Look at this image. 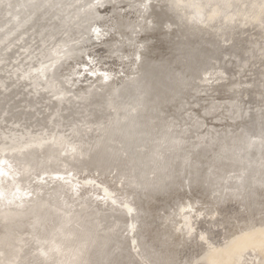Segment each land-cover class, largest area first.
Here are the masks:
<instances>
[{"label":"rangeland","instance_id":"374dc122","mask_svg":"<svg viewBox=\"0 0 264 264\" xmlns=\"http://www.w3.org/2000/svg\"><path fill=\"white\" fill-rule=\"evenodd\" d=\"M23 1L27 3L25 4ZM39 1L20 0L19 2L17 0H0V16L2 17H0V27H2L0 28V139L2 137L5 138L0 140V145L3 144V146H0V153L2 152L0 154V163H2V160L4 162L0 164V167L2 166L9 171H7L9 176L6 173L4 174L7 176L0 174V181L2 180L0 185L6 188L7 193L9 192V196L14 197L13 199L15 202H10L0 197V216L1 220H3V222L0 221V230L5 229L0 231V243L3 245L0 244V254L3 256L0 255V264H13L14 261V264H61V260H67L68 257L66 253L68 254L69 251H65V254L63 252L60 255H55L46 260L43 258L44 254L42 256V252L40 251H49L50 246L56 240L60 242L63 241V248H80L84 242L90 241L92 237H95V240L91 242V246L88 247L89 249L87 248V252L84 251L87 255H82L84 258L86 257L85 263L76 262L72 264H89L90 262V264H264V1L236 0V4V2L234 3L235 0H226V3L225 0H204L205 2H203V0H189L182 5L184 6L186 4L185 7L180 6L179 8H175V4H178L177 0H133V2L132 0H125L126 2L124 0H96V2H93L95 0ZM76 1L78 5L80 4L79 6ZM128 1L131 2V4H129ZM194 1L195 3L199 2L198 4L196 3L197 6ZM4 2L5 4H3ZM98 2H100V5H97ZM210 2L212 3L210 4ZM206 3L209 4L207 5ZM258 3H260V6ZM188 4L191 5L189 6ZM198 5L202 6L200 7ZM215 5L216 8L214 7ZM220 5L221 7H219ZM22 6L24 8H22ZM192 6L196 8L193 9ZM231 6H234L233 9L230 8ZM88 7L90 9H88ZM204 8L206 10H204ZM16 9L19 11L17 12ZM75 9L78 10V12ZM227 9L231 11L229 12ZM80 11H85L87 13L84 14V12L81 13ZM212 11H214L217 16L214 13L212 14ZM20 12L21 14H19ZM186 13L187 15H185ZM227 13L228 17H226ZM82 14L85 16L83 17ZM200 14L203 17H201ZM229 14L233 16L231 17ZM213 17L217 18L213 19ZM10 18L14 19L10 20ZM84 18L85 20H83ZM196 18H198V20ZM211 19H213L214 22H210ZM204 21L205 25H203ZM251 21L252 23H250ZM8 22L12 23L10 24ZM82 22L83 24H81ZM210 23L211 25H209ZM238 26H240V28ZM38 27H40V29ZM86 29L87 31L84 32ZM77 30L79 31L78 33ZM81 30H83V32H81ZM73 31H75V33ZM16 32L19 34H16ZM24 36H26V38ZM67 36L69 37L67 38ZM6 37L8 39H6ZM70 37L73 38L70 39ZM51 38L53 39L52 43H50ZM1 39H3L2 41L4 43ZM81 39L83 42L80 41ZM43 41L45 45L42 44ZM72 41L74 44L71 43ZM57 42L60 43V45ZM78 43L81 46H78ZM56 44H58L56 47L59 46V49L55 48ZM14 45L15 47H13ZM69 45H71L70 49H68ZM41 51H44V53ZM51 52L52 55H50ZM17 54H20L22 57ZM41 54L43 56H41ZM58 54H60V56ZM54 56H56V59ZM58 60L61 61H59V64ZM4 61L6 62L4 63ZM39 61L40 63H38ZM32 63L34 68L32 67ZM42 64L45 67H42ZM49 64L54 68H50V66H48ZM53 64L57 65L55 66ZM47 66L48 68H46ZM8 67L10 71H8ZM12 68L13 70H11ZM42 68L47 71V73L42 70ZM1 69H5L4 72ZM34 69L38 70L35 71ZM20 70L22 71L19 73ZM80 70L82 72H80ZM97 72L98 74H96ZM11 73H14V75ZM79 73L81 75L83 74L85 79L81 75L78 76ZM27 74H29V76ZM56 75L59 76L57 77ZM88 75L91 76V78ZM99 76H101L100 80ZM43 77L46 78H44L46 81ZM54 79H57V82ZM68 79H72L74 83L72 80ZM81 79H83V81ZM92 79H94L95 82ZM85 80H87L86 83H84ZM99 81L102 83V86ZM103 81H105V83ZM110 83L115 86H112ZM2 85L3 87L1 88ZM37 85H41L40 88H37ZM48 85L51 86L49 87ZM57 87L59 89H57ZM77 87L80 88L77 90ZM100 90L103 92L101 93ZM51 92L54 93L51 94ZM77 98H79L80 101ZM69 103H73V105H69ZM38 110H40V112ZM22 111L24 113H22ZM85 111L87 112L85 113ZM18 120L19 122L17 123ZM77 122L79 123L77 124ZM105 122H107V125ZM45 125L46 127H44ZM134 128H136V130ZM19 133L21 134L19 135ZM41 136L42 138L40 139ZM50 136L54 141H56V139L60 141L55 142L54 145V141ZM23 137L24 139H22ZM165 137H168L167 140ZM169 138L171 139L169 140ZM31 139H33V141ZM43 139L44 141H40ZM25 140L26 142H24ZM29 140L33 143L29 142ZM48 141L53 143L54 146L49 144ZM41 142L43 143V148L41 144L39 145ZM44 143H46V145ZM63 145L65 148L62 147ZM2 147L6 150H3ZM58 147L60 148L58 149ZM20 148L22 150L24 149V152H22ZM41 149L44 150L42 151ZM81 152H83V154ZM91 152L93 154H91ZM46 153L48 155H46ZM77 153L78 155L80 153V156H77ZM3 155H5L4 158ZM7 155L10 160L7 159ZM78 157H80L81 160ZM75 158L76 161L74 160ZM20 159H22V161ZM23 164H28L27 167L29 169H27L26 165L24 166L25 168L22 167ZM48 164H50V166ZM93 167L96 169L94 170ZM63 168L66 170L64 171ZM30 169L36 171L33 173ZM19 170L21 173L18 172ZM26 171L31 172L27 173ZM91 171H93V173ZM96 171L97 174L94 173ZM61 172L64 173L63 176ZM83 173L86 174L84 175ZM13 174H15V176ZM22 174L26 176V178ZM34 174L36 178L32 176ZM43 174L45 176L44 178L42 177ZM87 174L90 177H88ZM98 176L99 178L96 179ZM59 177L64 178H61L59 181ZM106 180L109 184L105 182ZM47 181L51 184V187ZM88 181L95 182L93 183L94 186L91 184L85 185ZM97 182H103L102 184L108 185L107 187L112 189L111 194L113 198L117 200L120 197V201L119 199L117 200L118 202L116 200L112 201L108 196H105L103 191L96 186ZM33 183H35L36 189H34ZM159 184L161 185L159 186ZM21 185L23 186L21 187ZM92 186L93 188H91ZM28 187H31L32 190ZM87 187L90 190H87ZM79 188H81L82 191H80ZM62 189L63 192H61ZM70 189H74V192ZM22 190L25 191L23 192ZM69 191L72 192L70 193ZM43 193L46 197L43 196ZM88 193L90 194L88 195ZM100 193L104 195L102 194V196ZM15 194H19L20 196H16ZM29 194L32 195V197ZM49 194L53 195L50 196ZM55 195H60L61 197ZM66 195L69 196L67 197ZM28 197L30 198L28 199ZM105 197H108L107 200ZM24 198L27 200H23ZM45 198L47 199L45 200ZM33 200L36 203H33ZM80 200L84 202L81 203ZM91 200L95 201L92 203ZM2 201L5 203H2ZM51 201L53 203H51ZM124 203H126V205L130 204L131 206L134 205L132 206V210L128 211ZM16 204L18 206H16ZM24 205L25 207H23ZM31 205L34 207H31ZM66 205H68V207H66ZM74 205L75 208H73ZM6 206H9V208ZM111 206L115 210L111 208ZM13 207L15 208L14 210ZM28 207L31 208V210ZM42 207H44L43 210ZM93 208L95 209L92 210ZM97 208H99V211ZM109 208H111L110 211L108 210ZM27 209L30 210V214ZM89 209L90 211H88ZM54 210H57L56 213H54ZM7 211L12 215V217H10L11 220L5 219L6 214H8ZM115 211H117V213ZM20 212L22 215L25 212L27 214L25 213L20 217ZM41 213L43 215L42 217L39 215ZM61 214H64V216ZM77 215L79 217H77ZM85 215H87V217ZM47 216L50 217L46 221L45 219L48 218ZM67 216L70 218V221L67 220ZM2 217H4V219ZM33 217L36 220L37 218L41 221L45 220V224H43V221L42 226L36 227L34 224L36 220ZM74 218L77 219L78 224H76V219L74 221ZM17 219L19 220L17 221ZM64 219H66L65 222ZM189 219H191V221L193 220L192 223L189 222ZM21 222L24 224L26 223L25 227ZM28 222L30 224H28ZM56 223H58L56 226L57 230L55 228ZM66 223H68V226L65 225ZM91 223H93L92 226ZM98 223H100V226ZM15 225L17 227H15ZM44 225L49 226V229L51 228L55 231L52 232L51 229L49 230L47 226L45 227ZM2 226L4 228H2ZM98 226L100 228H96ZM15 229H18L19 233H17ZM19 229H21V233ZM30 229L33 232H31ZM189 229H192L191 234H189ZM78 230L80 231L78 232ZM64 231H67V233ZM92 232L94 234H92ZM20 235H22V237ZM200 235H205L204 237L210 240V244L205 241L201 242L199 239ZM75 236L77 237L76 239ZM34 239H36V241ZM13 242L14 244H12ZM15 242L17 243L16 245ZM32 243L34 246H32ZM75 243H77V246ZM11 246L12 248H9ZM218 246L222 248L221 251L226 257H223L221 253H217L214 250V248ZM13 247L17 248L14 249ZM21 249H23V252H20ZM37 249L40 250L37 251ZM27 253L30 256H28ZM214 254L221 257L222 261L214 258ZM12 255L17 256V258L15 256L12 257ZM35 255H37V257ZM25 256L29 259L28 262ZM54 258L57 260H54ZM7 259L12 262L10 263ZM65 261L64 263L62 262V264H71V262L65 263Z\"/></svg>","mask_w":264,"mask_h":264},{"label":"bare ground","instance_id":"6f19581e","mask_svg":"<svg viewBox=\"0 0 264 264\" xmlns=\"http://www.w3.org/2000/svg\"><path fill=\"white\" fill-rule=\"evenodd\" d=\"M9 1H10V0H9ZM17 1L20 2V0H17ZM26 1H27V0H26ZM38 1H39V0H38ZM42 1H43V0H42ZM46 1H47V0H46ZM61 1H62V0H61ZM63 1H64V0H63ZM99 1H100V0H99ZM124 1H125V0H124ZM130 1H131V0H130ZM136 1H137V0H136ZM157 1H159V0H157ZM175 1H176V0H175ZM188 1H189V0H187V1H186V0H177V3H178V4H175V6H176L175 8H177V7L179 8L180 6H182L184 3L188 2ZM191 1H192V0H191ZM210 1H211V0H210ZM213 1H214V0H213ZM229 1H230V0H229ZM239 1H241V0H239ZM258 1H259V0H258ZM260 1H261V0H260ZM263 1H264V0H263ZM12 2H13V1H12ZM23 2H24V1H23ZM39 2H40V1H39ZM51 2H52V1H51ZM76 2H77V1H76ZM93 2H96V0L93 1ZM103 2H104V1H103ZM117 2H118V1H117ZM125 2H126V1H125ZM125 2H124V3H125ZM128 2H129V1H128ZM132 2H133V0H132ZM153 2H155V1H153ZM153 2H152V3H153ZM160 2H161V1H160ZM203 2H205V1L203 0ZM207 2H208V1H207ZM221 2H222V1H221ZM223 2H224V1H223ZM235 2H236V0L234 1V3H235ZM252 2H253V1H252ZM24 3H25V2H24ZM26 3H27V2H26ZM26 3H25V4H26ZM37 3H38V2H37ZM74 3H75V2H74ZM156 3H157V2H156ZM163 3H164V2H163ZM174 3H175V2H174ZM194 3H195V1H194ZM196 3L198 4L199 2H196ZM196 3H195V5H196ZM201 3H202V1H201ZM211 3H212V2H210V4H211ZM217 3H218V1H217ZM225 3H226V0H225ZM228 3H229V2H228ZM254 3H255V2H254ZM3 4H5V2H4ZM22 4H23V3H22ZM83 4H84V3H83ZM85 4H86V3H85ZM116 4H117V3H116ZM129 4H131V2H129ZM129 4H128V5H129ZM153 4H154V3H153ZM169 4H170V3H169ZM206 4L208 5L209 3H206ZM214 4H216V3H214ZM220 4H221V3H220ZM222 4H223V3H222ZM232 4H233V3H232ZM236 4H237V2H236ZM259 4H260V3H258V5H259ZM0 5H1V4H0ZM18 5H19V4H18ZM35 5H37V4H35ZM64 5H65V4H64ZM64 5H63V6H64ZM77 5H78V2H77ZM79 5H80V4H79ZM79 5H78V6H79ZM97 5H100V2H98ZM101 5H102V3H101ZM113 5H115V4H113ZM113 5H112V6H113ZM125 5H126V4H125ZM150 5H151V4H150ZM163 5H164V4H163ZM185 5H186V4H185ZM185 5L182 6V7H185ZM188 5H189V4H188ZM190 5H191V4H190ZM190 5H189V6H190ZM192 5H193V4H192ZM195 5H194V6H195ZM202 5H203V4H202ZM202 5H201V6H202ZM204 5H205V4H204ZM218 5H219V4H218ZM229 5H230V3H229ZM256 5H257V4H256ZM256 5H255V6H256ZM4 6H5V5H4ZM6 6H7V5H6ZM15 6H16V5H15ZM15 6H14V7H15ZM92 6H93V5H92ZM161 6H162V5H161ZM165 6H166V5H165ZM196 6H197V5H196ZM198 6H200V5H198ZM201 6H200V7H201ZM237 6H238V5H237ZM255 6H253V7H255ZM259 6H260V5H259ZM259 6H258V7H259ZM0 7H1V6H0ZM14 7H13V8H14ZM26 7H27V6H26ZM37 7H38V6H37ZM67 7H68V6H67ZM71 7H72V6H71ZM71 7H70V8H71ZM84 7H85V6H84ZM97 7H98V6H97ZM155 7H156V6H155ZM157 7H158V6H157ZM163 7H164V6H163ZM187 7H188V6H187ZM192 7H193V6H192ZM200 7H199V8H200ZM206 7H207V6H206ZM212 7H213V6H212ZM214 7L216 8V5H215ZM219 7H221V5H220ZM219 7H217V8H219ZM233 7H234V6H233ZM233 7L231 6L230 8L233 9ZM242 7H243V6H242ZM22 8H24V7L22 6ZM27 8H28V7H27ZM76 8H77V7H76ZM94 8H95V7H94ZM195 8H196V7H195ZM195 8L193 7V9H195ZM199 8H198V9H199ZM208 8H209V7H208ZM215 8H214V9H215ZM226 8H227V7H226ZM228 8H229V7H228ZM237 8H238V7H237ZM240 8H241V7H240ZM78 9H79V8H78ZM88 9H90V8L88 7ZM96 9H97V8H96ZM156 9H157V8H156ZM191 9H192V8H191ZM202 9H203V7H202ZM209 9H212V8H209ZM220 9H221V8H220ZM223 9H224V6H223ZM245 9H246V8H245ZM257 9H258V8H257ZM75 10H76V9H75ZM83 10H84V9H83ZM97 10H98V9H97ZM97 10H96V11H97ZM158 10H159V9H158ZM173 10H175V9H173ZM176 10H177V9H176ZM204 10H206V9L204 8ZM217 10H218V9H217ZM221 10H222V9H221ZM227 10L229 11V9H227ZM234 10H236V9H234ZM238 10H239V9H238ZM248 10H249V9H248ZM258 10H259V9H258ZM6 11H7V10H6ZM16 11H17V9H16ZM18 11H19V10H18ZM18 11H17V12H18ZM76 11L78 12V10H76ZM81 11H82V10H81ZM81 11H80V12H81ZM88 11H89V10H88ZM180 11H181V10H180ZM195 11H196V10H195ZM202 11H203V10H202ZM215 11H216V9H215ZM224 11H225V10H224ZM228 11H227V12H228ZM230 11H231V10H230ZM230 11H229V12H230ZM260 11H261V10H260ZM1 12H2V11H1ZM7 12H8V11H7ZM9 12H10V11H9ZM21 12H22V11H21ZM21 12H20L19 14H21ZM63 12H64V11H63ZM67 12H68V11H67ZM67 12H66V14H67ZM72 12H73V10H72ZM83 12H84V14L87 13V12H85V11H83ZM83 12H81V13H83ZM156 12H157V11H156ZM197 12H198V11H197ZM199 12H200V11H199ZM207 12H208V10H207ZM218 12H219V10H218ZM232 12H233V11H232ZM232 12H231V13H232ZM11 13H12V11H11ZM25 13H26V12H25ZM90 13H91V12H90ZM93 13H94V12H93ZM95 13H96V12H95ZM184 13H185V12H184ZM194 13H195V12H194ZM208 13L210 14V12H208ZM211 13H212V14H213V13L215 14L214 11H212ZM219 13H220V12H219ZM222 13H223V12H222ZM224 13H226V12H224ZM23 14H24V13H23ZM74 14H75V13H74ZM76 14H77V13H76ZM180 14H181V13H180ZM201 14H202V13H201ZM201 14H200V16L203 17ZM220 14H221V13H220ZM258 14H259V13H258ZM26 15H27V14H26ZM82 15H83V14H82ZM86 15H87V14H86ZM185 15H187V13H186ZM204 15H206V14H204ZM215 15H216V14H215ZM215 15H213V16H215ZM222 15H223V14H222ZM226 15H227L226 17H228V13H227ZM229 15H230V14H229ZM234 15H235V14H234ZM256 15H257V13H256ZM8 16H10V15H8ZM84 16H85V15H83V17H84ZM87 16H88V15H87ZM178 16H179V15H178ZM198 16H199V15H198ZM211 16H212V15H211ZM216 16H217V15H216ZM230 16H231V15H230ZM232 16H233V15H232ZM232 16H231V17H232ZM239 16H241V15H239ZM246 16H248V15H246ZM253 16H254V15H253ZM0 17H1V16H0ZM17 17H18V16H17ZM19 17H20V15H19ZM75 17H76V16H75ZM83 17H82V18H83ZM114 17H115V16H114ZM179 17H180V16H179ZM189 17H190V15H189ZM208 17H209V16H208ZM208 17H207V22H208ZM218 17H219V16H218ZM244 17H245V16H244ZM256 17H257V16H256ZM256 17H254V18H256ZM258 17H259V16H258ZM1 18H2V17H1ZM3 18H4V17H3ZM20 18H21V17H20ZM23 18H24V17H23ZM72 18H74V17H72ZM79 18H80V14H79ZM79 18H78V19H79ZM91 18H92V17H91ZM192 18H193V17H192ZM204 18H205V17H204ZM209 18H210V17H209ZM211 18H212V17H211ZM214 18H215V17H213V19H214ZM216 18H217V17H216ZM216 18H215V19H216ZM254 18H253V19H254ZM13 19H14V18H13ZM13 19L10 18V20H13ZM21 19H22V18H21ZM38 19H39V18H38ZM89 19H90V18H89ZM92 19H93V18H92ZM92 19H91V20H92ZM174 19H175V18H174ZM184 19H185V18H184ZM186 19H187V18H186ZM196 19L198 20V18H196ZM213 19H211L210 22H212ZM226 19H227V18H226ZM230 19H231V18H230ZM246 19H247V17H246ZM257 19H258V18H257ZM257 19H256V20H257ZM2 20H3V19H2ZM8 20H9V19H8ZM10 20H9V21H10ZM18 20H19V19H18ZM74 20H75V19H74ZM81 20H82V19H81ZM83 20H85V18H84ZM130 20H131V19H130ZM231 20H232V19H231ZM23 21H24V20H23ZM28 21H29V20H28ZM69 21H70V20H69ZM229 21H230V20H229ZM19 22H20V20H19ZM35 22H36V21H35ZM70 22H72V21H70ZM74 22H75V21H74ZM80 22H81V21H80ZM84 22H85V21H84ZM177 22H178V21H177ZM213 22H214V21H213ZM216 22H217V21H216ZM231 22H232V21H231ZM235 22H236V21H235ZM238 22H239V21H238ZM1 23H2V22H1ZM8 23H10V22H8ZM11 23H12V22H11ZM11 23H10V24H11ZM13 23H14V22H13ZM250 23H252V21H251ZM5 24H6V23H5ZM15 24H16V23H15ZM18 24H19V23H18ZM18 24H17V25H18ZM25 24H26V23H25ZM40 24H41V23H40ZM57 24H58V23H57ZM67 24H68V22H67ZM73 24H74V23H73ZM78 24H79V23H78ZM81 24H83V22H82ZM85 24H86V23H85ZM228 24H229V23H228ZM254 24H255V23H254ZM8 25H9V24H8ZM34 25H36V24H34ZM76 25H77V24H76ZM87 25H88V24H87ZM89 25H90V24H89ZM203 25H205V21H204V24H203ZM209 25H211V23H210ZM220 25H221V24H220ZM229 25H230V24H229ZM237 25H238V24H237ZM251 25H252V24H251ZM45 26H46V25H45ZM67 26H68V25H67ZM69 26H70V25H69ZM72 26H73V25H72ZM74 26H75V24H74ZM79 26H80V25H79ZM82 26H83V25H82ZM10 27H11V25H10ZM33 27H34V26H33ZM40 27H41V26H40ZM40 27H38V28L40 29ZM48 27H49V26H48ZM55 27H56V26H55ZM70 27H71V26H70ZM84 27H86V26H84ZM90 27H91V26H90ZM219 27H220V26H219ZM231 27H232V26H231ZM231 27H230V29H231ZM238 27L240 28V26H238ZM0 28H2V27H0ZM29 28H30V27H29ZM59 28H60V27H59ZM68 28H69V27H68ZM68 28H67V29H68ZM71 28H72V27H71ZM73 28H74V27H73ZM212 28H213V27H212ZM221 28H222V27H221ZM224 28H225V27H224ZM224 28H223V29H224ZM236 28H237V27H236ZM236 28H235V29H236ZM11 29H12V28H11ZM35 29H36V28H35ZM67 29H66V31H67ZM82 29H83V27H82ZM88 29H89V28H88ZM213 29H214V28H213ZM219 29H220V28H219ZM223 29H222V30H223ZM225 29H227V28H225ZM230 29H229V30H230ZM247 29H248V28H247ZM263 29H264V28H263ZM0 30H1V29H0ZM6 30H7V29H6ZM21 30H22V29H21ZM50 30H52V29H50ZM50 30H49V31H50ZM62 30H63V29H62ZM72 30H74V29H72ZM132 30H133V29H132ZM214 30H215V29H214ZM2 31H3V30H2ZM10 31H12V30H10ZM26 31H27V30H26ZM85 31H87V29L84 30V32H85ZM210 31H211V30H210ZM225 31H227V30H225ZM235 31H236V30H235ZM19 32H20V31H19ZM24 32H25V30H24ZM39 32H40V31H39ZM69 32H70V31H69ZM73 32L75 33V31H73ZM78 32H79V31L77 30V33H78ZM81 32H83V30H81ZM212 32H213V31H212ZM1 33H2V32H1ZM7 33H8V32H7ZM20 33H22V32H20ZM29 33H30V32H29ZM65 33H66V32H65ZM77 33H76V34H77ZM86 33H87V32H86ZM86 33H85V34H86ZM132 33H133V32H132ZM204 33H205V32H204ZM214 33H215V32H214ZM236 33H237V32H236ZM242 33H243V32H242ZM246 33H247V32H246ZM3 34H5V33H3ZM12 34H13V33H12ZM16 34H19V33L16 32ZM26 34H27V33H26ZM30 34H32V33H30ZM36 34H37V33H36ZM54 34H55V33H54ZM54 34H53V35H54ZM60 34H61V33H60ZM69 34H70V33H69ZM71 34H72V33H71ZM83 34H84V33H83ZM244 34H245V33H244ZM244 34H243V35H244ZM10 35H11V33H10ZM14 35H15V34H14ZM32 35H33V34H32ZM32 35H31V36H32ZM55 35H56V34H55ZM58 35H59V33H58ZM72 35H73V34H72ZM79 35H80V34H79ZM27 36H30V35H27ZM34 36H35V35H34ZM44 36H45V35H44ZM83 36H84V35H83ZM10 37H11V36H10ZM20 37H21V36H20ZM24 37L26 38V36H24ZM53 37H54V36H53ZM58 37H59V36H58ZM64 37H65V36H64ZM68 37H69V36H67V38H68ZM226 37H227V36H226ZM233 37H234V36H233ZM237 37H238V36H237ZM248 37H249V36H248ZM25 38H24V39H25ZM33 38H34V37H33ZM38 38H39V37H38ZM41 38H42V35H41ZM44 38H45V37H44ZM65 38H66V37H65ZM72 38H73V37H70V39H72ZM75 38H76V36H75ZM82 38H83V37H82ZM3 39H4V37H3ZM3 39H1V41H2ZM6 39H8V38L6 37ZM14 39H15V38H14ZM19 39H20V38H19ZM29 39H32V38H29ZM45 39H46V38H45ZM83 39H84V38H83ZM4 40H5V39H4ZM9 40H10V39H9ZM27 40H28V39H27ZM39 40H40V38H39ZM56 40H57V39H56ZM56 40H55V41H56ZM59 40H60V39H59ZM62 40H63V39H62ZM76 40H77V39H76ZM84 40H85V39H84ZM6 41H7V40H6ZM22 41H23V40H22ZM30 41H31V40H30ZM46 41H47V40H46ZM63 41H64V40H63ZM66 41H67V39H66ZM69 41H70V40H69ZM77 41H78V40H77ZM77 41H76V42H77ZM80 41H82V39H81ZM121 41H122V40H121ZM2 42H3V41H2ZM33 42H35V41H33ZM49 42H50V41H49ZM52 42H53V39L51 38V42H50V43H52ZM78 42H79V41H78ZM82 42H83V41H82ZM3 43H4V42H3ZM5 43H6V42H5ZM19 43H20V42H19ZM23 43H24V42H23ZM30 43H32V42H30ZM40 43H41V42H40ZM50 43H49V44H50ZM57 43H58V42H57ZM71 43L74 44L73 41H72ZM17 44H18V42H17ZM37 44H38V43H37ZM42 44L45 45V44H44V41H43ZM58 44L60 45V43H58ZM58 44L55 45V48H56V49L59 47V46L56 47ZM63 44H64V42H63ZM63 44H62V45H63ZM82 44H83V43H82ZM24 45H25V44H24ZM24 45H23V46H24ZM33 45H34V44H33ZM46 45H47V43H46ZM50 45H51V44H50ZM67 45H68V44H67ZM79 45H80V44L78 43V46H79ZM17 46H18V45H17ZM35 46H36V45H35ZM47 46H48V45H47ZM70 46H71V45H69V48H68V49H70ZM76 46H77V45H76ZM80 46H81V45H80ZM3 47H4V46H3ZM10 47H11V46H10ZM13 47H15V45H14ZM24 47H25V46H24ZM37 47H38V46H37ZM43 47H44V46H43ZM48 47H49V46H48ZM51 47H52V45H51ZM62 47H63V46H62ZM62 47H61V48H62ZM0 48H1V47H0ZM17 48H18V47H17ZM26 48H27V47H26ZM30 48H31V47H30ZM30 48H29V49H30ZM34 48H35V47H34ZM45 48H46V47H45ZM49 48H50V47H49ZM63 48H64V47H63ZM73 48H74V47H73ZM79 48H80V47H79ZM21 49H22V47H21ZM40 49H41V47H40ZM51 49H52V48H51ZM58 49H59V48H58ZM4 50H5V49H4ZM7 50H8V49H7ZM9 50H10V49H9ZM9 50H8V51H9ZM10 51H11V50H10ZM20 51H22V50H20ZM24 51H26V50H24ZM30 51H31V50H30ZM64 51H65V50H64ZM68 51H70V50H68ZM1 52H2V51H1ZM6 52H7V51H6ZM17 52H18V50H17ZM41 52H42V51H41ZM46 52H47V50H46ZM48 52H49V51H48ZM57 52H58V51H57ZM57 52H56V53H57ZM71 52H72V51H71ZM2 53H3V52H2ZM8 53H9V52H8ZM10 53H11V52H10ZM15 53H16V52H15ZM30 53H31V52H30ZM35 53H36V52H35ZM42 53H44V51H43ZM49 53H50V52H49ZM60 53H61V52H60ZM63 53H64V52H63ZM68 53H69V52H68ZM5 54H6V53H5ZM24 54H25V52H24ZM27 54H29V53H27ZM47 54H48V53H47ZM53 54H55V53H53ZM3 55H4V54H3ZM17 55H20V54H17ZM21 55H22V52H21ZM21 55H20V56H21ZM29 55H30V54H29ZM50 55H52V52H51ZM58 55L60 56V54H58ZM4 56H5V55H4ZM27 56H28V55H27ZM41 56H43V55L41 54ZM8 57H9V56H8ZM12 57H13V56H12ZM21 57H22V56H21ZM30 57H31V56H30ZM30 57H29V58H30ZM33 57H35V56H33ZM37 57H39V56H37ZM48 57H49V55H48ZM50 57H52V56H50ZM55 57H56V56H54V58H55ZM64 57H65V56H64ZM64 57H62V58H64ZM66 57H67V56H66ZM68 57H69V56H68ZM17 58H18V57H17ZM23 58H24V56H23ZM42 58H43V57H42ZM59 58H60V57H59ZM77 58H78V56H77ZM18 59H20V58H18ZM18 59H17V61H18ZM21 59H22V58H21ZM37 59H38V58H37ZM55 59H56V58H55ZM65 59H66V58H65ZM68 59H69V58H68ZM70 59H71V58H70ZM13 60H14V58H13ZM61 60H62V59H61ZM74 60H76V59H74ZM15 61H16V60H15ZM29 61H30V60H29ZM40 61H41V60H40ZM40 61H39L38 63H40ZM44 61H45V60H44ZM46 61H47V59H46ZM56 61H57V60H56ZM59 61H60V60H58V64H59ZM62 61H64V60H62ZM1 62H2V60H1ZM5 62H6V61H4V63H5ZM18 62H19V61H18ZM18 62H17V63H18ZM27 62H28V60H27ZM33 62H34V59H33ZM50 62H51V61H50ZM54 62H55V61H54ZM60 62H61V61H60ZM73 62H74V61H73ZM87 62H88V61H87ZM12 63H13V62H12ZM65 63H66V62H65ZM74 63H76V62H74ZM74 63H73V64H74ZM0 64H1V63H0ZM7 64H8V63H7ZM18 64H19V63H18ZM20 64H21V63H20ZM66 64H67V63H66ZM69 64H70V63H69ZM26 65H27V64H26ZM38 65H40V64H38ZM46 65H47V64H46ZM50 65H51V64H49L48 66H50ZM53 65H55V64H53ZM56 65H57V64H56ZM56 65H55V66H56ZM63 65H65V64H63ZM71 65H72V64H71ZM0 66H1V65H0ZM6 66H7V65H6ZM6 66H5V67H6ZM16 66H17V65H16ZM18 66H19V65H18ZM27 66H28V65H27ZM27 66H25V67H27ZM48 66H47L46 68H48ZM59 66H60V65H59ZM67 66H68V65H67ZM67 66H66V67H67ZM74 66H75V65H74ZM11 67H12V66H11ZM21 67H23V66H21ZM32 67H33V63H32ZM42 67H45V66H43V64H42ZM61 67H62V66H61ZM61 67H60V68H61ZM64 67H65V66H64ZM84 67H85V66H84ZM125 67H127V66H125ZM33 68H34V67H33ZM50 68H52V67L50 66ZM53 68H54V67H53ZM53 68H52V69H53ZM70 68H71V67H70ZM131 68H132V66H131ZM25 69H26V68H25ZM30 69H31V68H30ZM56 69H57V68H56ZM64 69H65V68H64ZM100 69H101V68H100ZM1 70H3V69H1ZM4 70H5V69H4ZM4 70H3V72H4ZM11 70H13V68H12ZM14 70H15V69H14ZM31 70H32V69H31ZM34 70L36 71V70H38V69H34ZM39 70H40V69H39ZM42 70H44V69L42 68ZM58 70H59V69H58ZM62 70H63V69H62ZM90 70H91V69H90ZM8 71H10V70H9V67H8ZM21 71H22V70H20L19 73H20ZM26 71H27V70H26ZM28 71H29V70H28ZM44 71H45V70H44ZM50 71H53V70H50ZM63 71H64V70H63ZM98 71H99V70H98ZM102 71H103V70H102ZM16 72H17V70H16ZM23 72H24V71H23ZM37 72H40V71H37ZM37 72H36V73H37ZM41 72H42V71H41ZM45 72L47 73V71H45ZM80 72H82V71L80 70ZM85 72H86V71H85ZM24 73H25V72H24ZM56 73H57V72H56ZM58 73H59V72H58ZM61 73H62V72H61ZM90 73H91V72H90ZM5 74H6V73H5ZM7 74H8V73H7ZM11 74H12V73H11ZM11 74H9V75H11ZM29 74H31V73H29ZM29 74H27V75L29 76ZM77 74H78V73H77ZM77 74H76V75H77ZM84 74H86V73H84ZM96 74H98V72H97ZM101 74H102V73H101ZM2 75H3V74H2ZM12 75H14V73H13ZM22 75H23V74H22ZM36 75H37V74H36ZM43 75H44V72H43ZM46 75H47V74H46ZM49 75H50V74H49ZM80 75H81V74L79 73L78 76H80ZM99 75H100V74H99ZM110 75H111V74H110ZM205 75H206V74H205ZM15 76H16V75H15ZM32 76H33V74H32ZM51 76H52V75H51ZM53 76H54V75H53ZM56 76H57V75H56ZM58 76H59V75H58ZM58 76H57V77H58ZM60 76H62V75H60ZM81 76L83 77V74H82ZM88 76H89V75H88ZM107 76H108V75H107ZM206 76H207V75H206ZM7 77H8V76H7ZM9 77H10V76H9ZM13 77H14V76H13ZM16 77H17V76H16ZM25 77H26V76H25ZM30 77H31V75H30ZM37 77H38V76H37ZM82 77H81V78H82ZM89 77L91 78V76H89ZM89 77H88V78H89ZM93 77H94V76H93ZM97 77H98V76H97ZM100 77H101V76H99V80H100ZM109 77H110V76H109ZM109 77H108V78H109ZM112 77H113V76H112ZM211 77H212V76H211ZM20 78H21V77H20ZM23 78H24V76H23ZM38 78H39V77H38ZM38 78H37V79H38ZM44 78H45V77H43V79H44ZM54 78H55V77H54ZM59 78H60V77H59ZM78 78H79V77H78ZM83 78H84V77H83ZM105 78H106V77H105ZM105 78H104V79H105ZM110 78H111V77H110ZM8 79H9V78H8ZM16 79H17V78H16ZM29 79H30V78H29ZM37 79H36V80H37ZM41 79H42V78H41ZM45 79H46V78H45ZM45 79H44V80H45ZM48 79H50V78H48ZM51 79H52V78H51ZM75 79H76V77H75ZM75 79H74V80H75ZM84 79H85V78H84ZM102 79H103V77H102ZM111 79H112V78H111ZM207 79H208V77H207ZM209 79H210V78H209ZM20 80L22 81V78H21ZM23 80H24V79H23ZM31 80H32V79H31ZM34 80H35V79H34ZM44 80H43V81H44ZM54 80H55V79H54ZM56 80H57V79H56ZM56 80H55V81H56ZM58 80H59V79H58ZM68 80H72V79H68ZM76 80H77V79H76ZM81 80L83 81V79H81ZM87 80H88V79H87ZM87 80H85L84 83H86ZM90 80H91V79H90ZM92 80L94 81V79H92ZM96 80H97V79H96ZM105 80H106V79H105ZM121 80H122V79H121ZM8 81H9V80H8ZM16 81H17V80H16ZM29 81H30V80H29ZM29 81H28V82H29ZM39 81H40V80H39ZM45 81H46V80H45ZM48 81H49V80H48ZM79 81H80V80H79ZM88 81H89V80H88ZM93 81H92V82H93ZM113 81H114V80H113ZM115 81H116V80H115ZM202 81H204V80H202ZM9 82H10V81H9ZM50 82H51V81H50ZM56 82H57V81H56ZM61 82H62V81H61ZM63 82H64V81H63ZM72 82H73V80H72ZM75 82H76V81H75ZM80 82H81V81H80ZM94 82H95V81H94ZM94 82H93V83H94ZM96 82H97V81H96ZM99 82H100V81H99ZM103 82L105 83V81H103ZM109 82H110V81H109ZM216 82H217V81H216ZM11 83H12V82H11ZM46 83H47V82H46ZM58 83H59V82H58ZM73 83H74V82H73ZM76 83H77V82H76ZM93 83H92V84H93ZM112 83H113V82H112ZM117 83H118V82H117ZM32 84H33V83H32ZM34 84H35V83H34ZM71 84H72V83H71ZM92 84H91V85H92ZM101 84H102V83L100 82V85H101ZM106 84H107V83H106ZM110 84H111V83H110ZM110 84H109V85H110ZM113 84H114V83H113ZM118 84H119V83H118ZM13 85H14V84H13ZM19 85H20V84H19ZM28 85H29V83H28ZM30 85H31V84H30ZM41 85H42V84H41ZM41 85H40V86H41ZM45 85H46V84H45ZM51 85H52V84H51ZM51 85H48V86L50 87ZM60 85H61V83H60ZM64 85H65V84H64ZM74 85H76V84H74ZM78 85H79V83H78ZM97 85H98V84H97ZM111 85H112V84H111ZM21 86H22V85H21ZM32 86H33V85H32ZM37 86H38V85H37ZM40 86H38L37 88H40ZM46 86H47V85H46ZM57 86H58V85H57ZM68 86H69V85H68ZM94 86H95V85H94ZM101 86H102V85H101ZM112 86H115V85H112ZM2 87H3V85L1 86V88H2ZM27 87H28V86H27ZM30 87H31V86H30ZM30 87H29V88H30ZM72 87H73V86H72ZM75 87H76V86H75ZM80 87H81V85H80ZM80 87H79V88H80ZM82 87H83V86H82ZM88 87H89V86H88ZM97 87H98V86H97ZM103 87H105V86H103ZM107 87H108V86H107ZM8 88H9V87H8ZM19 88H20V87H19ZM34 88H35V87H34ZM63 88H64V87H63ZM68 88H70V87H68ZM79 88L77 87L76 89L78 90ZM93 88H94V87H93ZM101 88H102V87H101ZM112 88H114V87H112ZM45 89H46V88H45ZM57 89H59V88L57 87ZM60 89H62V88H60ZM64 89H65V88H64ZM64 89H63V91H64ZM85 89H86V88H85ZM89 89H90V88H89ZM98 89H99V87H98ZM104 89H105V88H104ZM122 89H123V88H122ZM21 90H22V89H21ZM23 90H24V89H23ZM42 90H43V88H42ZM46 90H47V89H46ZM49 90H50V89H49ZM49 90H48V91H49ZM70 90H71V89H70ZM73 90H74V89H73ZM87 90H88V88H87ZM111 90H112V89H111ZM128 90H129V89H128ZM26 91H27V89H26ZM43 91H44V90H43ZM48 91H47V92H48ZM55 91H56V90H55ZM71 91H72V90H71ZM79 91H80V90H79ZM79 91H76V92H79ZM84 91H85V90H84ZM104 91H105V90H104ZM119 91H120V90H119ZM129 91H130V90H129ZM34 92H35V91H34ZM41 92H42V91H41ZM57 92H58V91H57ZM57 92H56V93H57ZM61 92H62V91H61ZM66 92H67V90H66ZM74 92H75V91H74ZM100 92H101V90H100ZM102 92H103V91H102ZM102 92H101V93H102ZM52 93H54V92H51V94H52ZM58 93H59V92H58ZM71 93H73V92H71ZM87 93H88V92H87ZM94 93H95V92H94ZM109 93H110V92H109ZM26 94H27V93H26ZM51 94H50V95H51ZM75 94H76V93H75ZM80 94H81V93H80ZM104 94H105V93H104ZM22 95H23V94H22ZM31 95H32V94H31ZM62 95H63V94H62ZM77 95H78V93H77ZM87 95H88V94H87ZM90 95H91V94H90ZM96 95H97V94H96ZM150 95H151V93H150ZM166 95H167V94H166ZM7 96H8V95H7ZM17 96H18V95H17ZM66 96H67V95H66ZM68 96H69V95H68ZM99 96H100V95H99ZM109 96H110V95H109ZM146 96H147V95H146ZM146 96H145V97H146ZM21 97H22V96H21ZM33 97H34V96H33ZM57 97H58V95H57ZM73 97H74V96H73ZM82 97H83V96H82ZM86 97H87V96H86ZM89 97H90V96H89ZM113 97H115V96H113ZM54 98H55V97H54ZM66 98H67V97H66ZM74 98H75V97H74ZM80 98H81V97H80ZM11 99H12V98H11ZM43 99H44V98H43ZM46 99H47V98H46ZM61 99H62V98H61ZM61 99H60V100H61ZM77 99H79V98H77ZM84 99H85V97H84ZM84 99H83V100H84ZM113 99H114V98H113ZM25 100H27V99H25ZM60 100H59V101H60ZM65 100H66V99H65ZM67 100H69V99H67ZM87 100H88V98H87ZM23 101H24V100H23ZM27 101H28V100H27ZM27 101H26V102H27ZM79 101H80V99H79ZM90 101H91V100H90ZM142 101H143V100H142ZM149 101H150V100H149ZM173 101H174V100H173ZM28 102H29V101H28ZM31 102H32V101H31ZM44 102H45V101H44ZM46 102H47V101H46ZM57 102H58V101H57ZM73 102H74V101H73ZM85 102H86V101H85ZM97 102H98V101H97ZM51 103H52V101H51ZM67 103H68V102H67ZM104 103H105V102H104ZM108 103H109V102H108ZM121 103H122V102H121ZM70 104L73 105V103H69V105H70ZM78 104H79V102H78ZM91 104H92V103H91ZM144 104H145V103H144ZM72 105H71V106H72ZM106 105H108V104H106ZM45 106H46V105H45ZM54 106H55V105H54ZM62 106H63V105H62ZM83 106H84V105H83ZM97 106H98V104H97ZM108 106H109V105H108ZM18 107H19V106H18ZM59 107H60V106H59ZM115 107H116V106H115ZM141 107H142V106H141ZM144 107H145V106H144ZM42 108H43V106H42ZM77 108H78V107H77ZM104 108H105V107H104ZM104 108H103V109H104ZM149 108H150V107H149ZM155 108H156V107H155ZM155 108H154V109H155ZM22 109H23V108H22ZM57 109H58V108H57ZM64 109H65V108H64ZM141 109H142V108H141ZM152 109H153V108H152ZM33 110H34V109H33ZM43 110H44V109H43ZM87 110H88V109H87ZM95 110H96V109H95ZM104 110H105V109H104ZM117 110H118V109H117ZM149 110H150V109H149ZM11 111H12V110H11ZM13 111H14V110H13ZM25 111H26V110H25ZM28 111H29V110H28ZM38 111L40 112V110H38ZM46 111H47V110H46ZM81 111H82V110H81ZM110 111H111V110H110ZM55 112H56V111H55ZM86 112H87V111H85V113H86ZM118 112H119V111H118ZM8 113H9V111H8ZM22 113H24V112L22 111ZM41 113H42V111H41ZM46 113H47V112H46ZM88 113H90V112H88ZM109 113H110V112H109ZM121 114H122V113H121ZM140 114H141V113H140ZM18 115H19V114H18ZM63 115H65V114H63ZM117 115H118V114H117ZM131 115H132V114H131ZM12 116H13V113H12ZM70 116H71V115H70ZM124 116H125V115H124ZM54 117H55V116H54ZM113 117H114V116H113ZM126 117H127V116H126ZM139 117H140V116H139ZM1 118H2V117H1ZM14 118H15V117H14ZM41 118H42V117H41ZM73 118H74V117H73ZM101 118H102V117H101ZM118 118H119V117H118ZM123 118H124V117H123ZM7 119H8V118H7ZM25 119H26V118H25ZM29 119H30V118H29ZM37 119H38V118H37ZM47 119H48V117H47ZM63 119H64V118H63ZM126 119H127V118H126ZM130 119H132V118H130ZM139 119H140V118H139ZM40 120H41V119H40ZM43 120H44V119H43ZM89 120H90V119H89ZM106 120H107V119H106ZM128 120H129V119H128ZM136 120H138V119H136ZM136 120H135V121H136ZM140 120H141V119H140ZM7 121H8V120H7ZM29 121H30V120H29ZM48 121H49V120H48ZM51 121H52V120H51ZM78 121H79V120H78ZM120 121H121V120H120ZM130 121H131V120H130ZM138 121H139V120H138ZM138 121H137V122H138ZM10 122H11V121H10ZM18 122H19V120L17 121V123H18ZM64 122H65V120H64ZM101 122H103V121H101ZM121 122H122V121H121ZM125 122H126V121H125ZM8 123H9V122H8ZM41 123H42V122H41ZM78 123H79V122H77V124H78ZM83 123H84V122H83ZM85 123H86V122H85ZM0 124H1V123H0ZM100 124H102V123H100ZM105 124L107 125V122H105ZM131 124H132V123H131ZM6 125H7V124H6ZM32 125H33V124H32ZM87 125H88V124H87ZM109 125H110V124H109ZM164 125H165V124H164ZM36 126H37V125H36ZM36 126H35V127H36ZM60 126H61V125H60ZM77 126H78V125H77ZM91 126H92V125H91ZM117 126H118V125H117ZM131 126H132V125H131ZM44 127H46V125H45ZM69 127H70V126H69ZM71 127H72V126H71ZM80 127H81V126H80ZM88 127H89V126H88ZM94 127H95V126H94ZM96 127H100V126H96ZM110 127H111V126H110ZM12 128H13V127H12ZM47 128H48V127H47ZM74 128H75V127H74ZM78 128H79V127H78ZM82 128H83V127H82ZM89 128H90V127H89ZM101 128H103V127H101ZM123 128H124V127H123ZM1 129H2V128H1ZM3 129H4V128H3ZM6 129H7V128H6ZM91 129H92V127H91ZM96 129H97V128H96ZM98 129H99V128H98ZM104 129H105V128H104ZM134 129L136 130V128H134ZM9 130H10V129H9ZM34 130H35V129H34ZM73 130H74V129H73ZM43 131H44V130H43ZM61 131H62V130H61ZM67 131H68V130H67ZM80 131H81V130H80ZM86 131H87V130H86ZM97 131H98V130H97ZM71 132H72V131H71ZM87 132H88V131H87ZM105 132H106V131H105ZM117 132H118V131H117ZM2 133H3V132H2ZM33 133H34V132H33ZM35 133H36V132H35ZM64 133H65V132H64ZM75 133H76V132H75ZM84 133H85V132H84ZM91 133H92V131H91ZM91 133H90V135H91ZM93 133H94V132H93ZM95 133H96V132H95ZM103 133H104V132H103ZM151 133H153V132H151ZM8 134H9V133H8ZM11 134H13V133H11ZM11 134H10V135H11ZM20 134H21V133H19V135H20ZM24 134H25V131H24ZM26 134H27V133H26ZM44 134H45V133H44ZM58 134H59V133H58ZM60 134H61V133H60ZM97 134H98V133H97ZM101 134H102V133H101ZM161 134H162V133H161ZM2 135H3V134H2ZM10 135H9V136H10ZM13 135H14V134H13ZM35 135H36V134H35ZM54 135H55V134H54ZM75 135H76V134H75ZM83 135H85V134H83ZM95 135H96V134H95ZM169 135H170V134H169ZM3 136H5V135H3ZM17 136H18V135H17ZM33 136H34V135H33ZM33 136H32V137H33ZM36 136H37V135H36ZM44 136H45V135H44ZM52 136H53V133H52ZM60 136H61V135H60ZM62 136H63V135H62ZM73 136H74V134H73ZM92 136H93V135H92ZM100 136H101V135H100ZM103 136H104V135H103ZM164 136H165V135H164ZM0 137H1V136H0ZM20 137H22V136H20ZM28 137H29V136H28ZM34 137H35V136H34ZM37 137H38V136H37ZM50 137H51V136H50ZM67 137H68V136H67ZM70 137H71V136H70ZM95 137H96V136H95ZM112 137H113V136H112ZM121 137H122V136H121ZM124 137H125V136H124ZM3 138H4V137H2L0 140H2ZM18 138H19V137H18ZM41 138H42V136L40 137V139H41ZM56 138H57V137H56ZM74 138H75V137H74ZM92 138H94V137H92ZM165 138H166V140H167L168 137H165ZM4 139H5V138H4ZM11 139H12V138H11ZM16 139H17V138H16ZM16 139H15V140H16ZM22 139H24V137H23ZM26 139H27V138H26ZM51 139H52V137H51ZM51 139H50V141H51ZM59 139H61V138H59ZM66 139H67V138H66ZM75 139H76V138H75ZM75 139H74V140H75ZM85 139H86V137H85ZM87 139H88V138H87ZM150 139H151V138H150ZM170 139H171V138H169V140H170ZM20 140H21V139H20ZM31 140L33 141V139H31ZM37 140H38V138H37ZM37 140H36V141H37ZM52 140H53V139H52ZM98 140H101V139H98ZM147 140H148V139H147ZM4 141H5V140H4ZM11 141H12V140H11ZM38 141H39V140H38ZM40 141H44V139H43V140H40ZM46 141H47V139H46ZM46 141H45V142H46ZM53 141H54V140H53ZM58 141H60V140L56 139V141L53 142L54 145H55V142H58ZM67 141H68V140H67ZM72 141H73V140H72ZM72 141H71V142H72ZM91 141H92V140H91ZM101 141H102V140H101ZM12 142H13V141H12ZM16 142H17V141H16ZM16 142H15V143H16ZM18 142H19V141H18ZM24 142H26V140H25ZM29 142H31V141L29 140ZM62 142H63V140H62ZM81 142H82V141H81ZM106 142H107V141H106ZM121 142H122V141H121ZM156 142H157V141H156ZM178 142H179V141H178ZM6 143H7V141H6ZM8 143H10V142H8ZM27 143H28V141H27ZM31 143H33V142H31ZM36 143H37V142H36ZM46 143H47V142H46ZM46 143H44V144L46 145ZM48 143L53 145V143H50L49 141H48ZM64 143H65V142H64ZM69 143H70V142H69ZM73 143H74V141H73ZM82 143H83V142H82ZM87 143H88V142H87ZM108 143H109V142H108ZM10 144H12V143H10ZM20 144H21V143H20ZM23 144H24V143H23ZM29 144H30V143H29ZM29 144H26V145H29ZM40 144L42 145L43 143L41 142V143H39V145H40ZM67 144H68V143H67ZM76 144H77V143H76ZM95 144H96V143H95ZM123 144H124V143H123ZM8 145H9V144H8ZM17 145H18V144H17ZM21 145H22V144H21ZM31 145H32V144H31ZM36 145H37V144H36ZM36 145H35V146H36ZM54 145H53V146H54ZM57 145H58V144H57ZM57 145H56V146H57ZM71 145H72V144H71ZM74 145H75V143H74ZM85 145H86V143H85ZM85 145H84V146H85ZM112 145H113V144H112ZM124 145H125V144H124ZM154 145H155V144H154ZM164 145H165V144H164ZM170 145H171V144H170ZM0 146H3V144L0 145ZM9 146H10V145H9ZM37 146H38V145H37ZM59 146H60V145H59ZM67 146H68V145H67ZM79 146H81V145H79ZM87 146H88V145H87ZM87 146H86V147H87ZM17 147H18V146H17ZM26 147H27V146H26ZM29 147H31V146H29ZM41 147L43 148V145H42ZM41 147H40V148H41ZM47 147H48V146H47ZM62 147H64V145H63ZM90 147H91V146H90ZM97 147H99V146H97ZM119 147H120V146H119ZM122 147H123V146H122ZM6 148H7V147H6ZM8 148H10V147H8ZM11 148H12V147H11ZM22 148H23V146H22ZM32 148H33V147H32ZM32 148H31V149H32ZM40 148H39V151H40ZM45 148H46V147H45ZM50 148H51V147H50ZM53 148H54V147H53ZM59 148H60V147H58V149H59ZM64 148H65V147H64ZM80 148H81V147H80ZM101 148H102V147H101ZM106 148H107V147H106ZM112 148H113V147H112ZM128 148H130V147H128ZM164 148H165V147H164ZM2 149L4 150L5 148L2 147ZM25 149H26V148H25ZM35 149H36V148H35ZM35 149H33V150H35ZM83 149H84V148H83ZM86 149H89V148H86ZM108 149H109V148H108ZM5 150H6V149H5ZM18 150H19V149H18ZM18 150H17V151H18ZM20 150H22V149L20 148ZM23 150H24V149H23ZM23 150H22V152H24ZM41 150L43 151L44 149H41ZM50 150H51V149H50ZM62 150H63V149H62ZM66 150H67V148H66ZM66 150H64V151H66ZM77 150H78V149H77ZM81 150H82V149H81ZM81 150H80V151H81ZM90 150H91V149H90ZM92 150H93V149H92ZM95 150H96V149H95ZM97 150H98V149H97ZM106 150H107V149H106ZM106 150H105V151H106ZM120 150H121V148H120ZM14 151H15V150H14ZM17 151H16V152H17ZM26 151H27V150H26ZM46 151H47V150H46ZM48 151H49V150H48ZM52 151H53V150H52ZM69 151H70V150H69ZM78 151H79V150H78ZM93 151H94V150H93ZM101 151H102V150H101ZM113 151H114V149H113ZM118 151H119V150H118ZM4 152H5V151H4ZM9 152H10V151H9ZM49 152H50V151H49ZM55 152H56V151H55ZM62 152H63V151H62ZM74 152H77V151H74ZM85 152H86V151H85ZM99 152H100V151H99ZM106 152H107V151H106ZM1 153H2V152H1ZM1 153H0V154H1ZM13 153H14V152H13ZM19 153H20V152H19ZM60 153H61V152H60ZM65 153H67V152H65ZM81 153L83 154V152H81ZM107 153H108V152H107ZM116 153H118V152H116ZM155 153H156V152H155ZM9 154H10V153H9ZM15 154H16V153H15ZM44 154H45V153H44ZM68 154H69V153H68ZM85 154H87V153H85ZM91 154H93V153L91 152ZM96 154H97V152H96ZM102 154H103V153H102ZM136 154H137V153H136ZM17 155H18V154H17ZM22 155H23V154H22ZM42 155H43V154H42ZM46 155H48V154L46 153ZM52 155H55V154H52ZM58 155L61 156L62 153H61V155H60V154H58ZM64 155H65V154H64ZM70 155H71V154H70ZM70 155H69V156H70ZM72 155H73V153H72ZM74 155H75V154H74ZM87 155H88V154H87ZM172 155H173V154H172ZM4 156H5V155H3V158H4ZM11 156H13V155H11ZM20 156H21V155H20ZM40 156H41V155H40ZM40 156H39V157H40ZM55 156H57V155H55ZM67 156H68V155H67ZM77 156H80V153H79V155H78V153H77ZM77 156H76V157H77ZM81 156H82V155H81ZM103 156H104V155H103ZM146 156H147V155H146ZM6 157H7V159H8V155H7ZM36 157H37V156H36ZM46 157H48V156H46ZM70 157H71V156H70ZM70 157H69V158H70ZM74 157H75V156H74ZM82 157H84V156H82ZM87 157H88V156H87ZM87 157H86V158H87ZM107 157H108V156H107ZM118 157H119V156H118ZM27 158H28V157H27ZM52 158H53V157H52ZM61 158H62V157H61ZM66 158H67V157H66ZM78 158L80 159V157H78ZM111 158H112V157H111ZM143 158H144V157H143ZM16 159H17V158H16ZM23 159H24V158H23ZM28 159H29V158H28ZM37 159H38V158H37ZM57 159H58V158H57ZM96 159H97V158H96ZM108 159H109V158H108ZM8 160H10V159H8ZM20 160L22 161V159H20ZM31 160H32V159H31ZM43 160H44V158H43ZM74 160L76 161V158H75ZM80 160H81V159H80ZM84 160H85V158H84ZM90 160H92V159H90ZM104 160H105V159H104ZM109 160H110V159H109ZM12 161H13V158H12ZM59 161H60V160H59ZM59 161H58V162H59ZM94 161H95V159H94ZM166 161H167V160H166ZM0 162H1V161H0ZM33 162H34V161H33ZM33 162H32V163H33ZM46 162H47V161H46ZM62 162H63V161H62ZM62 162H61V163H62ZM65 162H66V160H65ZM72 162H74V161H72ZM78 162H79V161H78ZM99 162H100V161H99ZM109 162H110V161H109ZM162 162H163V161H162ZM3 163H4V162H3V160H2V163H0V164H3ZM6 163H7V162H6ZM6 163H5V164H6ZM17 163H18V161H17ZM26 163H27V161H26ZM28 163H29V162H28ZM43 163H44V162H43ZM55 163H56V162H55ZM85 163H87V162H85ZM105 163H106V161H105ZM178 163H179V162H178ZM12 164H13V162H12ZM15 164H16V163H15ZM35 164H36V163H35ZM65 164H66V163H65ZM70 164H71V163H70ZM73 164H74V163H73ZM76 164H77V162H76ZM80 164H81V163H80ZM87 164H88V163H87ZM89 164H90V163H89ZM97 164H98V163H97ZM7 165H8V163H7ZM17 165H18V164H17ZM21 165H22V164H21ZM25 165H26V164H25ZM25 165L23 164L22 167H24ZM39 165H40V163H39ZM48 165L50 166V164H48ZM52 165H53V164H52ZM55 165H56V164H55ZM61 165H62V164H61ZM61 165H60V166H61ZM67 165H68V164H67ZM78 165H79V164H78ZM83 165H84V164H83ZM120 165H121V164H120ZM15 166H16V165H15ZM15 166H14V167H15ZM18 166H19V165H18ZM27 166H28V164L26 165V167H27ZM36 166H37V165H36ZM36 166H35V167H36ZM62 166H63V165H62ZM62 166H61V167H62ZM65 166H66V165H65ZM93 166H94V165H93ZM112 166H113V165H112ZM14 167H13V168H14ZM33 167H34V166H33ZM43 167H44V165H43ZM55 167H56V166H55ZM73 167H74V166H73ZM77 167H78V166H77ZM85 167H86V166H85ZM120 167H121V166H120ZM138 167H139V166H138ZM7 168H8V167H7ZM20 168H21V167H20ZM24 168H25V167H24ZM30 168H31V167H30ZM39 168H40V167H39ZM59 168H60V167H59ZM64 168H65V167H64ZM64 168H63V169H64ZM70 168H72V167H70ZM79 168H80V167H79ZM87 168H88V166H87ZM87 168H86V169H87ZM93 168H94V167H93ZM93 168H92V170H93ZM27 169H29V168L27 167ZM51 169H52V167H51ZM53 169H54V168H53ZM60 169H62V168H60ZM95 169H96V168H94V170H95ZM11 170H12V169H11ZM11 170H10V171H11ZM13 170H14V169H13ZM17 170H18V169H17ZM22 170H23V168H22ZM25 170H26V169H25ZM30 170L32 171V169H30ZM46 170H47V169H46ZM65 170H66V169H64V171H65ZM72 170H73V169H72ZM75 170H76V169H75ZM79 170H80V169H79ZM81 170H82V169H81ZM113 170H114V169H113ZM7 171H8V170L5 169V168H3L2 166L0 167V174H1V175L4 174V173L7 174V173L9 172V171H8V172H7ZM23 171H24V170H23ZM31 171H28V172H31ZM35 171H36V170H35ZM35 171H32V172L34 173ZM39 171H40V170H39ZM49 171H50V170H49ZM73 171H74V170H73ZM89 171H90V170H89ZM155 171H156V170H155ZM18 172H20V170H19ZM26 172H27V171H26ZM28 172H27V173H28ZM45 172H46V171H45ZM45 172H44V173H45ZM59 172H60V170H59ZM68 172H69V171H68ZM70 172H71V171H70ZM91 172L93 173V171H91ZM11 173H12V172H11ZM13 173H14V172H13ZM15 173H16V172H15ZM20 173H21V172H20ZM36 173H37V172H36ZM46 173H47V172H46ZM57 173H58V172H57ZM61 173H62V172H61ZM71 173H72V172H71ZM78 173H79V171H78ZM86 173H87V172H86ZM86 173H85V174H86ZM88 173H89V172H88ZM94 173L97 174V171L94 172ZM175 173H176V172H175ZM51 174H52V173H51ZM51 174H50V175H51ZM54 174H55V173H54ZM63 174H64V173H62V176H63ZM65 174H66V173H65ZM68 174H69V173H68ZM72 174H73V173H72ZM81 174H82V172H81ZM83 174H84V173H83ZM85 174H84V175H85ZM143 174H144V173H143ZM4 175H5V174H4ZM7 175H8V174H7ZM7 175H5V176H7ZM13 175L15 176V174H13ZM22 175H23V174H22ZM39 175H40V173H39ZM57 175H58V174H57ZM57 175H56V177H57ZM66 175H67V174H66ZM66 175H65V176H66ZM84 175H83V176H84ZM102 175H103V174H102ZM106 175H107V174H106ZM170 175H171V174H170ZM8 176H9V175H8ZM18 176H19V175H18ZM23 176H24V175H23ZM32 176H35V174L32 175ZM41 176H42V175H41ZM41 176H40V177H41ZM46 176H48V175H46ZM65 176H64V177H65ZM72 176H74V175H72ZM87 176H88V174H87ZM11 177H12V174H11ZM16 177H17V176H16ZM19 177H20V176H19ZM24 177L26 178V176H24ZM29 177H30V176H29ZM40 177H39V178H40ZM42 177H43V178L45 177L44 174H43ZM51 177H55V176H51ZM64 177H61V178H64ZM70 177H71V176H70ZM76 177H77V175H76ZM79 177H80V176H79ZM88 177H90V176H88ZM94 177H95V176H94ZM100 177H102V176H100ZM263 177H264V176H263ZM6 178H7V177H6ZM6 178H5V179H6ZM22 178H23V177H22ZM35 178H36V176H35ZM61 178L59 177V181H60ZM66 178H67V177H66ZM74 178H75V177H74ZM82 178H83V177H82ZM84 178H86V177H84ZM97 178H99V176L96 177V179H97ZM7 179H8V178H7ZM50 179H51V178H50ZM55 179H58V178H55ZM79 179H80V178H79ZM88 179H89V178H88ZM94 179H95V178H94ZM94 179H92V180H94ZM118 179H119V178H118ZM239 179H240V178H239ZM256 179H257V178H256ZM261 179H262V178H261ZM16 180H17V179H16ZM30 180H31V179H30ZM30 180H29V181H30ZM41 180H42V179H41ZM45 180H46V179H45ZM47 180H48V179H47ZM52 180H53V179H52ZM71 180H72V179H71ZM82 180H83V179H82ZM86 180H87V179H86ZM100 180H101V179H100ZM134 180H135V179H134ZM1 181H2V180H1ZM1 181H0V182H1ZM11 181H13V180H11ZM31 181H32V180H31ZM33 181H34V178H33ZM66 181H67V180H66ZM77 181H78V178H77ZM79 181H80V180H79ZM114 181H115V180H114ZM263 181H264V180H263ZM7 182H8V181H7ZM16 182H17V181H16ZM20 182H21V180H20ZM20 182H19V183H20ZM35 182H36V181H35ZM55 182H56V181H55ZM55 182H54V184H55ZM68 182H69V181H68ZM73 182H74V180H73ZM81 182H82V181H81ZM81 182H80V183H81ZM89 182H90V181H88L87 183H85V185H90V184L93 185V183H95V182H90V183H89ZM105 182H107V180H106ZM145 182H146V181H145ZM156 182H157V181H156ZM13 183H14V182H13ZM23 183H24V182H23ZM47 183H48V181H47ZM62 183H63V182H62ZM62 183H61V184H62ZM102 183H103V182H101V183H100V182H97V185H96V186H98V188L101 189V190L103 191V193L105 194V196H108L112 201H115L116 199L113 198V196H112V194H111V193H112V189L109 188V187H107L108 185L106 186L105 184H102ZM107 183H108V182H107ZM129 183H130V182H129ZM151 183H152V182H151ZM261 183H262V182H261ZM5 184H6V183H5ZM10 184H11V182H10ZM10 184H9V185H10ZM17 184H18V183H17ZM20 184H21V183H20ZM34 184H35V183H33V185H34ZM41 184H42V183H41ZM45 184H46V182H45ZM48 184H49V186L51 185L50 183H48ZM48 184H47V185H48ZM70 184H71V181H70ZM83 184H84V183H83ZM108 184H109V183H108ZM156 184H157V183H156ZM262 184H263V183H262ZM7 185H8V184H7ZM7 185H6V186H7ZM11 185H12V184H11ZM15 185H16V184H15ZM23 185H24V184H23ZM23 185H21V187H22ZM25 185H27V184H25ZM29 185H30V184H29ZM33 185H32V186H33ZM64 185H66V184H64ZM67 185H69V184H67ZM80 185H81V184H80ZM80 185H79V186H80ZM85 185H83V186H85ZM135 185H136V184H135ZM160 185H161V184H159V186H160ZM4 186H5V185H4ZM27 186H28V185H27ZM38 186H39V185H38ZM49 186H48V187H49ZM52 186H53V185H52ZM54 186H55V185H54ZM83 186H82V187H83ZM93 186H94V185H93ZM93 186H92L91 188H93ZM128 186H129V185H128ZM159 186H158V187H159ZM16 187H17V186H16ZM39 187H40V186H39ZM43 187H44V186H43ZM48 187H47V188H48ZM50 187H51V186H50ZM50 187H49V188H50ZM55 187H56V186H55ZM60 187H61V185H60ZM68 187H69V186H68ZM72 187H73V186H72ZM82 187H81V188H82ZM88 187H89V186H88ZM88 187H87V190H90ZM120 187H121V186H120ZM124 187H125V186H124ZM126 187H127V186H126ZM142 187H143V186H142ZM7 188H8V187H7ZM11 188H12V186H11ZM26 188H27V187H26ZM28 188H29V187H28ZM30 188H31V187H30ZM30 188H29V189H30ZM45 188H46V187H45ZM70 188H71V187H70ZM81 188H79L80 191H82ZM83 188H84V187H83ZM96 188H97V187H96ZM19 189H20V188H19ZM34 189H36V188H35V185H34ZM34 189H33V190H34ZM38 189H39V188H38ZM43 189H44V188H43ZM74 189H75V185H74ZM74 189H73V190L70 189V190H72V191L74 192ZM110 189H111V190H110ZM120 189H121V188H120ZM127 189H128V188H127ZM14 190H15V189H14ZM31 190H32V188H31ZM41 190H42V188H41ZM41 190H40V191H41ZM48 190H49V189H48ZM57 190H58V189H57ZM60 190H61V189H60ZM65 190H66V189H65ZM67 190H68V189H67ZM85 190H86V189H85ZM93 190H95V189H93ZM96 190H97V189H96ZM128 190H129V189H128ZM16 191H17V190H16ZM18 191H20V190H18ZM22 191H23V190H22ZM24 191H25V190H24ZM24 191H23V192H24ZM28 191H29V190H28ZM44 191H45V189H44ZM50 191H51V190H50ZM55 191H56V190H55ZM58 191H59V190H58ZM72 191H69V192L71 193ZM75 191H76V189H75ZM91 191H92V190H91ZM115 191H116V190H115ZM10 192H11V190H10ZM12 192H14V191H12ZM35 192H36V190H35ZM35 192H34V193H35ZM53 192H54V191H53ZM61 192H63V189H62ZM78 192H79V191H78ZM97 192H98V191H97ZM135 192H136V191H135ZM137 192H138V190H137ZM226 192H227V191H226ZM8 193H9V192H8ZM8 193H7V191H6V188L1 187V185H0V197H1L2 199H4V200H9L10 202H14V199H13L14 197L9 196ZM28 193H29V192H28ZM34 193H33V194H34ZM37 193H38V192H37ZM45 193H46V192H45ZM48 193H50V192H48ZM84 193H85V191H84ZM90 193H91V192H90ZM90 193H88V195H89ZM92 193H93V191H92ZM94 193H95V192H94ZM103 193H102V194H103ZM10 194H11V193H10ZM22 194H23V193H22ZM31 194H32V193H31ZM41 194H42V193H41ZM56 194H57V193H56ZM73 194H74V193H73ZM73 194H72V195H73ZM100 194H101V193H100ZM102 194H101V195H102ZM104 194H103V195H104ZM11 195H12V194H11ZM15 195H16V194H15ZM18 195H19V194H17L16 196H18ZM29 195H30V194H29ZM39 195H40V194H39ZM39 195H37V196H39ZM49 195L52 196L53 194H52V195L49 194ZM49 195H48V196H49ZM61 195H62V194H61ZM63 195H64V194H63ZM75 195H77V194H75ZM84 195H85V194H84ZM94 195H95V194H94ZM97 195H98V194H97ZM103 195H102V196H103ZM19 196H20V195H19ZM23 196H24V194H23ZM23 196H22V198H23ZM26 196H27V195H26ZM30 196L32 197V195H30ZM35 196H36V195H35ZM43 196H45L44 193H43ZM55 196H58V195H55ZM59 196H60V195H59ZM59 196H58V197H59ZM66 196H67V195H66ZM68 196H69V195H68ZM68 196H67V197H68ZM91 196H92V195H91ZM114 196H115V195H114ZM117 196H118V195H117ZM117 196H116V197H117ZM121 196H122V195H121ZM123 196H124V195H123ZM40 197H42V196H40ZM45 197H46V196H45ZM60 197H61V196H60ZM62 197H63V196H62ZM71 197H72V196H71ZM75 197H76V196H75ZM87 197H88V196H87ZM87 197H86V198H87ZM96 197H97V196H96ZM108 197H105L106 200H107ZM126 197H127V196H126ZM135 197H136V196H135ZM29 198H30V197H28V199H29ZM36 198H37V197H36ZM55 198H56V197H55ZM69 198H70V197H69ZM79 198H81V197H79ZM97 198H98V197H97ZM101 198H102V197H101ZM117 198H118V197H117ZM119 198H120V197H119ZM119 198H118V199H119ZM17 199H18V198H17ZM25 199H26V198H24L23 200H25ZM39 199H41V198H39ZM46 199H47V198H45V200H46ZM74 199H75V198H74ZM74 199H73V200H74ZM90 199H91V198H90ZM99 199H100V198H99ZM118 199H117V200H118ZM23 200H22V201H23ZM26 200H27V199H26ZM43 200H44V199H43ZM48 200H49V199H48ZM48 200H47V201H48ZM63 200H64V199H63ZM63 200H62V201H63ZM66 200H67V199H66ZM78 200H79V199H78ZM78 200H77V202H78ZM106 200H105V202L107 203ZM117 200H116V201H117ZM0 201H1V199H0ZM15 201H16V199H15ZM18 201H19V200H18ZM20 201H21V200H20ZM31 201H32V200H31ZM33 201H34V200H33ZM37 201H39V200H37ZM53 201H55V200H53ZM58 201H59V200H58ZM91 201H92V200H91ZM94 201H95V200H94ZM94 201H92V203H93ZM119 201H120V199H119ZM122 201H123V200H122ZM235 201H236V200H235ZM3 202H4V201H2V203H3ZM26 202H27V201H26ZM59 202H60V201H59ZM63 202H64V201H63ZM63 202H62V203H63ZM80 202L83 203L84 201L82 202V201L80 200ZM101 202H103V201H101ZM117 202H118V201H117ZM0 203H1V202H0ZM4 203H5V202H4ZM6 203H7V202H6ZM14 203H15V202H14ZM16 203H17V202H16ZM33 203H36V202L34 201ZM47 203H48V202H47ZM51 203H53V202L51 201ZM54 203H55V202H54ZM60 203H61V202H60ZM65 203H66V201H65ZM95 203H96V202H95ZM108 203H109V202H108ZM110 203H111V202H110ZM112 203H113V202H112ZM129 203H131V202H129ZM21 204H22V203H21ZM30 204H31V203H30ZM40 204H41V202H40ZM43 204H45V203H43ZM97 204H98V206L100 207L98 201H97ZM104 204H105V203H104ZM104 204H103V205H104ZM120 204H121V202H120ZM124 204H125V207L127 208L128 211H131L132 208H133L132 206H134V205L131 206L130 204H127V205H126V203H124ZM175 204H176V203H175ZM232 204H233V203H232ZM248 204H249V203H248ZM2 205H3V204H2ZM7 205H8V204H7ZM11 205H12V203H11ZM14 205H15V204H14ZM14 205H13V206H14ZM25 205H26V204H25ZM25 205H24L23 207H25ZM28 205H29V203H28ZM28 205H27V206H28ZM46 205H47V204H46ZM46 205H45V206H46ZM72 205H73V204H72ZM80 205H81V204H80ZM80 205H79V206H80ZM86 205H87V203H86ZM103 205H102V206H103ZM105 205H106V204H105ZM107 205H108V204H107ZM112 205H114V204H112ZM117 205H118V204H117ZM122 205H123V203H122ZM122 205H121V206H122ZM16 206H18V205L16 204ZM42 206H43V205H42ZM50 206H51V205H50ZM50 206H49V208H50ZM77 206H78V204H77ZM93 206H94V204H93ZM121 206H119V207H121ZM6 207L9 208V206H6ZM6 207H5V208H6ZM20 207H21V206H20ZM31 207H34V206L31 205ZM51 207H52V206H51ZM55 207H56V206H55ZM55 207H54V209H55ZM66 207H68V205H66ZM66 207H65V208H66ZM84 207H85V206H84ZM96 207H97V206H96ZM109 207H110V206H109ZM16 208H18V207H16ZM28 208H29V207H28ZM56 208H57V207H56ZM73 208H75V205H74ZM87 208H88V207H87ZM90 208H91V207H90ZM111 208H113V207L111 206ZM111 208H109L108 210L110 211ZM192 208H193V207H192ZM14 209H15V208L13 207V210H14ZM24 209H25V208H24ZM29 209L31 210V208H29ZM35 209H36V207H35ZM38 209H39V208H38ZM43 209H44V207H42V210H43ZM61 209H62V208H61ZM79 209H80V208H79ZM94 209H95V208H93L92 210H94ZM97 209H98V211H99V208H97ZM113 209H114V208H113ZM116 209H117V207H116ZM27 210H28V209H27ZM30 210H28V211H29V214H30ZM40 210H41V209H40ZM46 210H47V209H46ZM80 210H81V209H80ZM82 210H83V209H82ZM114 210H115V209H114ZM127 210H126V211H127ZM20 211H21V210H20ZM28 211H27V212H28ZM37 211H38V210H37ZM44 211H45V210H44ZM54 211H55V210H54ZM56 211H57V210H56ZM56 211H55L54 213H56ZM62 211H63V210H62ZM73 211H74V210H73ZM85 211H86V210H85ZM85 211H84V212H85ZM88 211H90V209H89ZM101 211H102V210H101ZM104 211H105V210H104ZM104 211H103V212H104ZM106 211H107V210H106ZM4 212H5V210H4ZM15 212H16V210H15ZM23 212H24V210H23ZM42 212H43V211H42ZM52 212H53V211H52ZM65 212H66V211H65ZM80 212H81V211H80ZM80 212H79V213H80ZM115 212L117 213V211H115ZM115 212H114V213H115ZM119 212H120V211H119ZM188 212H189V211H188ZM2 213H3V211H2ZM2 213H1V214H2ZM7 213H8V211H7ZM11 213H13V212H11ZM20 213H21V212H20ZM25 213H26V212H25ZM25 213H24V214H25ZM31 213H32V212H31ZM43 213H44V212H43ZM46 213H47V212H46ZM63 213H64V212H63ZM82 213H83V212H82ZM85 213H86V212H85ZM89 213H90V212H89ZM97 213H98V212H97ZM108 213H109V212H108ZM5 214H6V213H5ZM5 214H4V216H5ZM24 214H23V215H24ZM26 214H27V213H26ZM48 214H49V213H48ZM50 214H51V213H50ZM68 214H69V213H68ZM74 214H75V213H74ZM80 214H81V213H80ZM101 214H103V213H101ZM182 214H183V213H182ZM191 214H192V213H191ZM23 215H22V213H21L20 217L23 216ZM35 215H37V214H35ZM39 215H41V217L43 216L42 213L39 214ZM61 215H62V214H61ZM75 215H76V214H75ZM89 215H90V214H89ZM89 215H88V216H89ZM92 215H93V213H92ZM104 215H105V214H104ZM109 215H110V213H109ZM121 215H122V214H121ZM121 215H120V216H121ZM124 215H125V214H124ZM127 215H128V214H127ZM184 215H186V214H184ZM187 215H188V213H187ZM194 215H195V214H194ZM2 216H3V214H2ZM14 216H15V215H14ZM14 216H13V217H14ZM17 216H18V215H17ZM45 216H46V215H45ZM52 216H53V215H52ZM52 216H51V217H52ZM62 216H64V214H63ZM69 216H70V215H69ZM73 216H74V215H73ZM85 216L87 217V215H85ZM85 216H83V217H85ZM100 216H101V215H100ZM106 216H107V215H106ZM106 216H105V217H106ZM110 216H111V215H110ZM10 217H12V215L8 213V214H6L5 219L7 218V220H11ZM35 217H36V216H35ZM47 217H48V216H47ZM47 217H46V218H47ZM49 217H50V216H49ZM49 217H48L47 219H45V220L47 221V220L49 219ZM53 217H54V216H53ZM77 217H79V216L77 215ZM77 217H76V218H77ZM90 217H91V215H90ZM97 217H99V216H97ZM124 217H125V216H124ZM176 217H177V216H176ZM2 218L4 219V217H2ZM28 218H29V217H28ZM31 218H32V217H31ZM31 218H30V219H31ZM33 218H34V217H33ZM58 218H59V217H58ZM67 218H68V216H67ZM72 218H73V217H72ZM72 218H71V219H72ZM76 218H74V221H75ZM93 218H94V217H93ZM93 218H92V219H93ZM99 218H100V217H99ZM121 218H122V217H121ZM178 218H179V217H178ZM187 218H188V217H187ZM34 219H35V218H34ZM41 219H42V218H41ZM119 219H120V218H119ZM185 219H186V218H185ZM18 220H19V219H17V221H18ZM20 220H21V219H20ZM27 220H28V219H27ZM27 220H26V221H27ZM32 220H33V219H32ZM35 220H36V219H35ZM45 220H43V221H44L43 224H45ZM57 220H58V219H57ZM65 220H66V219H64V222H65ZM67 220L70 221V218H68ZM78 220H79V219H78ZM89 220H90V219H89ZM96 220H98V219H96ZM99 220H100V219H99ZM103 220H104V219H103ZM107 220H108V218H107ZM0 221L3 222V220H1V216H0ZM4 221H5V220H4ZM21 221H22V220H21ZM26 221H25V222H26ZM28 221H29V220H28ZM30 221H31V220H30ZM43 221H41L39 218H37V220L35 221L34 224H35L36 227H37V226H40V225L42 226V222H43ZM94 221H95V220H94ZM192 221H193V220H192ZM192 221H191V219H189V222H190V223H192ZM13 222H14V221H13ZM50 222H51V221H50ZM71 222H72V221H71ZM84 222H85V221H84ZM86 222H87V220H86ZM121 222H122V221H121ZM11 223H12V222H11ZM11 223H10V224H11ZM21 223H23V222H21ZM47 223H48V222H47ZM53 223H54V222H53ZM62 223H63V221H62ZM79 223H81V222H79ZM89 223H90V222H89ZM93 223H94V222H93ZM93 223H91V226H92ZM100 223H101V222H100ZM100 223H98L99 226H100ZM102 223H103V222H102ZM122 223H123V222H122ZM3 224H4V223H3ZM19 224H20V223H19ZM23 224H24V223H23ZM28 224H30V223L28 222ZM49 224H50V223H49ZM57 224H58V223H56V225H55L56 230H57V227H56ZM74 224H75V223H74ZM76 224H78L77 219H76ZM25 225H26V223L24 224V227H25ZM47 225H48V224H47ZM47 225H46V226H47ZM65 225L68 226V223H66ZM88 225H89V224H88ZM96 225H97V223H96ZM106 225H107V224H106ZM5 226H6V224H5ZM19 226H20V225H19ZM32 226H33V224H32ZM44 226H45V225H44ZM46 226H45V227H46ZM77 226H78V225H77ZM99 226L96 227V228H100ZM112 226H113V225H112ZM15 227H17V226L15 225ZM20 227H21V226H20ZM24 227H23V228H24ZM29 227H30V226H29ZM48 227H49V226H47V228H48ZM59 227H61V226H59ZM59 227H58V228H59ZM62 227H63V226H62ZM75 227H76V225H75ZM93 227H95V226H93ZM110 227H111V226H110ZM2 228H4V227L2 226ZM5 228H6V227H5ZM8 228H9V227H8ZM26 228H27V226H26ZM26 228H25V229H26ZM30 228H32V227H30ZM33 228H34V227H33ZM40 228H41V227H40ZM40 228H39V229H40ZM52 228H53V227H52ZM80 228H81V227H80ZM80 228H79V229H80ZM105 228H106V227H105ZM105 228H104V229H105ZM0 229H1V228H0ZM12 229H13V228H12ZM21 229H22V228H21ZM21 229H19L20 233H21ZM41 229H43V228H41ZM48 229H49V228H48ZM48 229H47V231H48ZM50 229H51V228H50ZM50 229H49V230H50ZM76 229H77V228H76ZM82 229H83V228H82ZM92 229H94V228H92ZM133 229H134V228H133ZM2 230H5V229H2ZM2 230H0V231H2ZM7 230H8V229H7ZM7 230H6V232H7ZM9 230H10V229H9ZM15 230H17V233H19V232H18V229H15ZM33 230H34V229H33ZM35 230H36V229H35ZM37 230H38V229H37ZM66 230H67V229H66ZM88 230H89V229H88ZM28 231H29V230H28ZM30 231H31V229H30ZM42 231H43V230H42ZM51 231L54 232L55 230L53 231V230L51 229ZM60 231H61V230H60ZM68 231H69V230H68ZM74 231H75V230H74ZM79 231H80V230H78V232H79ZM81 231H82V230H81ZM83 231H84V230H83ZM3 232H4V231H3ZM6 232H5V233H6ZM31 232H33V231H31ZM40 232H41V231H40ZM43 232H46V231H43ZM43 232H42V233H43ZM56 232H58V231H56ZM56 232H55V233H56ZM61 232H62V231H61ZM64 232H65V231H64ZM72 232H73V231H72ZM93 232H94V231H93ZM93 232H92V234H94ZM100 232H101V231H100ZM103 232H105V231H103ZM23 233L26 234L25 232H23ZM27 233H28V232H27ZM34 233H35V232H34ZM49 233H50V231H49ZM58 233H59V232H58ZM62 233H63V232H62ZM65 233H67V231H66ZM73 233H74V232H73ZM106 233H107V232H106ZM0 234H1V232H0ZM14 234H15V232H14ZM50 234H51V233H50ZM70 234H71V233H70ZM79 234H80V233H79ZM82 234H83V232H82ZM90 234H91V232H90ZM95 234H96V233H95ZM8 235H9V234H8ZM15 235H16V234H15ZM17 235H18V234H17ZM27 235H28V234H27ZM27 235H25V236H27ZM33 235H34V234H33ZM33 235H32V236H33ZM37 235H38V233H37ZM37 235H36V236H37ZM44 235H45V234H44ZM54 235H56V234H54ZM72 235H73V234H72ZM84 235H85V234H84ZM134 235H135V234H134ZM4 236H5V235H4ZM20 236L22 237V235H20ZM34 236H35V235H34ZM51 236H53V235H51ZM60 236H62V235H60ZM70 236H71V235H70ZM80 236H81V235H80ZM87 236H88V235H87ZM203 236H205V235H203ZM29 237H30V236H29ZM29 237H27V238H29ZM43 237H44V236H43ZM63 237H64V236H63ZM65 237H66V236H65ZM78 237H79V236H78ZM2 238H3V237H2ZM12 238H13V236H12ZM23 238H24V237H23ZM30 238H31V237H30ZM30 238H29V239H30ZM37 238H38V237H37ZM37 238H36V239H37ZM53 238H54V237H53ZM68 238H69V237H68ZM71 238H72V237H71ZM73 238H74V236H73ZM76 238H77V237L75 236V239H76ZM99 238H100V236H99ZM7 239H8V238H7ZM25 239H26V238H25ZM36 239H34V240L36 241ZM39 239H40V238H39ZM55 239H56V238H55ZM75 239H74V240H75ZM82 239H83V238H82ZM86 239H87V237H86ZM97 239H98V237H97ZM14 240H15V238H14ZM17 240H18V239H17ZM17 240H16V242H17ZM50 240H52V239H50ZM72 240H73V239H72ZM88 240H89V239H88ZM94 240H95V237H92L90 241L84 242L80 248H79V247H76V248L74 247L73 249H68V248H66V247L63 248V244H64L63 241L61 240L62 242H60V241L56 240V241L50 246L49 251H48V250H43V251L41 250L40 252H42V256H43V254H44V257H43V258L46 260V259H49V258L55 256V255H60V254L63 253V252H64V254H65V251H67V252L69 251L68 254L66 253V255H67V257H68V258L66 257V258H67V260L65 259L66 261H65V260L63 259V257H62V259L65 261V263H67V262H71V264H72V263H76V262H81V263L84 262V263H85V261H86V257L84 258L82 255H83V254H86L87 250L89 249L88 247L91 246V242H93ZM133 240H134V239H133ZM20 241H22V240H20ZM23 241H24V240H23ZM27 241H28V239H27ZM27 241H24V242H27ZM37 241H38V240H37ZM39 241H40V240H39ZM41 241H42V240H41ZM46 241H47V240H46ZM46 241H45V243H46ZM48 241H49V240H48ZM65 241H66V239H65ZM65 241H64V242H65ZM69 241H70V240H69ZM76 241H77V240H76ZM84 241H85V236H84ZM135 241H136V240H135ZM204 241L207 242L208 244H210V240H208L207 238H205ZM204 241H201V242H204ZM16 242H15V245L17 244ZM29 242H30V241H29ZM43 242H44V240H43ZM51 242H52V241H51ZM66 242H67V241H66ZM71 242H72V241H71ZM71 242H70V243H71ZM78 242H79V241H78ZM10 243H11V242H10ZM40 243H41V242H40ZM73 243H74V242H73ZM0 244H1V243H0ZM3 244H4V243H3ZM12 244H14V242H13ZM24 244H25V243H24ZM24 244H23V245H24ZM35 244H36V243H35ZM75 244H76V246H77V243H75ZM78 244H79V243H78ZM95 244H96V243H95ZM95 244H93V245H95ZM1 245H2V244H1ZM4 245H5V244H4ZM9 245H10V244H9ZM18 245H21V244H18ZM29 245H31V244H29ZM38 245H39V244H38ZM49 245H50V244H49ZM70 245H71V244H70ZM73 245H74V244H73ZM2 246H3V245H2ZM12 246H13V245H12ZM12 246L9 247V248H12ZM21 246H22V245H21ZM24 246H25V245H24ZM32 246H34L33 243H32ZM67 246H68V245H67ZM74 246H75V245H74ZM99 246H100V245H99ZM27 247H28V246H27ZM41 247H42V245H41ZM41 247H40V248H41ZM96 247H97V246H96ZM101 247H102V246H101ZM0 248H1V247H0ZM13 248L15 249V248H17V247H13ZM19 248H20V247H19ZM31 248H32V247H31ZM36 248H37V247H36ZM38 248H39V246H38ZM47 248H48V247H47ZM87 248H88V249H87ZM91 248H93V247H91ZM98 248H100V247H98ZM98 248H97V249H98ZM103 248H104V247H103ZM24 249H26V248H24ZM32 249H33V248H32ZM34 249H35V248H34ZM43 249H46V248H43ZM2 250H3V248H2ZM22 250H23V249H21L20 252H23ZM28 250H30V249H28ZM39 250H40V249H39ZM39 250L37 249V251H39ZM90 250H91V249H90ZM93 250H94V249H93ZM214 250H215L217 253H221V254L223 255V257H226V255H225L224 253H222V251H221L222 248H220V246L215 247ZM12 251H13V249H12ZM17 251H18V250H17ZM30 251H31V250H30ZM55 251H56V252H55ZM84 251H86V252H84ZM137 251H138V250H137ZM25 252H26V251H25ZM25 252H24V253H25ZM27 252H28V251H27ZM32 252H33V251H32ZM0 253H1V252H0ZM2 253H3V251H2ZM16 253H18V252H16ZM36 253H37V252H36ZM214 253H215V252H214ZM9 254H10V252H9ZM14 254H15V253H14ZM31 254H32V253H31ZM137 254H138V253H137ZM144 254H145V253H144ZM211 254H212V253H211ZM0 255H1V254H0ZM27 255H28V253H27ZM86 255H87V254H86ZM95 255H96V254H95ZM1 256H2V255H1ZM14 256H15V255H14ZM14 256L12 255V257H14ZM23 256H24V255H23ZM28 256H30V255H28ZM33 256H34V254H33ZM35 256L37 257V255H35ZM39 256H40V255H39ZM64 256H65V255H64ZM88 256H89V255H88ZM93 256H94V255H93ZM141 256H142V255H141ZM2 257H3V256H2ZM15 257L17 258V256H15ZM18 257H19V256H18ZM25 257L27 258V256H25ZM25 257H24V258H25ZM7 258H8V257H7ZM19 258H20V257H19ZM26 258H25V260H26ZM34 258H35V257H34ZM41 258H42V257H41ZM41 258H40V259H41ZM64 258H65V257H64ZM214 258H216V259H220V260H221V257L217 256V254H214ZM1 259H2V258H1ZM21 259H22V258H21ZM27 259H28V258H27ZM30 259H31V258H30ZM36 259H37V258H36ZM40 259H39V260H40ZM60 259H61V258H60ZM3 260H4V259H3ZM3 260H2V262H3ZM7 260H9V259H7ZM12 260H13V259H12ZM15 260H16V259H15ZM18 260H19V259H18ZM31 260H32V259H31ZM54 260H57V259L54 258ZM93 260H95V259H93ZM4 261H5V260H4ZM22 261H23V260H22ZM22 261H21V262H22ZM28 261H29V259L27 260V262H28ZM35 261H36V260H35ZM35 261H34V262H35ZM64 261L61 260L60 263L62 264V262L64 263ZM88 261H89V260H88ZM221 261H222V260H221ZM9 262H10V260H9ZM11 262H12V261H11ZM11 262H10V263H11ZM17 262H19V261H17ZM21 262H20V263H21ZM23 262H24V261H23ZM38 262H39V261H38ZM54 262H56V261H54ZM14 263H15V261H14ZM14 263H13V264H14ZM51 263H52V262H51ZM58 263H59V262H58ZM90 263H91V262H90ZM90 263H89V264H90ZM5 264H6V263H5ZM22 264H24V263H22ZM30 264H31V263H30ZM32 264H33V263H32ZM40 264H41V263H40ZM47 264H48V263H47ZM254 264H255V263H254Z\"/></svg>","mask_w":264,"mask_h":264},{"label":"snow or ice","instance_id":"6c2138e0","mask_svg":"<svg viewBox=\"0 0 264 264\" xmlns=\"http://www.w3.org/2000/svg\"><path fill=\"white\" fill-rule=\"evenodd\" d=\"M191 231H192V229H189V234H191ZM199 239H200L201 241H204V240H205V237H204L203 235H200V236H199Z\"/></svg>","mask_w":264,"mask_h":264}]
</instances>
